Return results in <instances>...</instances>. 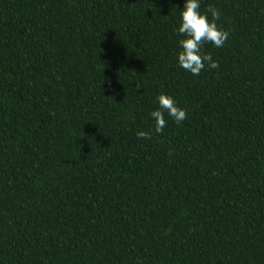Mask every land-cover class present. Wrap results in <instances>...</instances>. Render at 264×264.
<instances>
[{
  "label": "trees",
  "instance_id": "16d2710c",
  "mask_svg": "<svg viewBox=\"0 0 264 264\" xmlns=\"http://www.w3.org/2000/svg\"><path fill=\"white\" fill-rule=\"evenodd\" d=\"M182 4L0 0V264H264V0H202L198 76Z\"/></svg>",
  "mask_w": 264,
  "mask_h": 264
},
{
  "label": "clouds",
  "instance_id": "9594fccd",
  "mask_svg": "<svg viewBox=\"0 0 264 264\" xmlns=\"http://www.w3.org/2000/svg\"><path fill=\"white\" fill-rule=\"evenodd\" d=\"M201 4L202 0H183L182 7L179 8L178 26L175 29L179 37L176 51L177 66L193 76H198L206 65L211 69L219 67L210 54L203 52L204 45L212 44L216 48H222L229 38V32L217 24L220 19L219 10L209 7L207 11H202ZM155 103L158 106L148 114L153 122V129L138 131L137 136L141 139H151L153 130L157 134L162 133L167 126L166 115L177 124H181L187 118L186 110L167 93H159Z\"/></svg>",
  "mask_w": 264,
  "mask_h": 264
}]
</instances>
